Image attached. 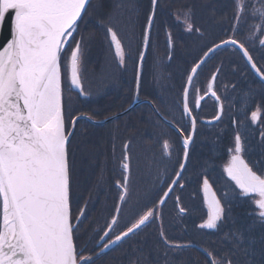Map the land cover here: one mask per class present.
I'll list each match as a JSON object with an SVG mask.
<instances>
[{"label":"snow or ice","instance_id":"snow-or-ice-1","mask_svg":"<svg viewBox=\"0 0 264 264\" xmlns=\"http://www.w3.org/2000/svg\"><path fill=\"white\" fill-rule=\"evenodd\" d=\"M231 3L232 35L194 62L181 86L178 111L182 119H187V125L176 128L182 155L171 175L162 161L153 160L147 167L149 186L139 187L133 179L132 141L123 142L117 158L118 179L113 185L117 201L98 235L96 248L101 252L149 226L159 210L155 206H164L170 194L175 195L174 189L184 188L181 181L187 172L189 150L194 144L198 112L204 100L194 78L211 55L223 47L236 48L264 80V69L257 66L248 47L235 38L247 28L249 42L264 48V0H231ZM157 6L158 0H150V10L141 25L138 57L134 59L131 48L139 23L138 0H0V34L7 29L10 37L0 45V264H96L95 259L85 254L86 248L77 243L87 203H81L77 196L76 156L71 147L77 121H95L91 116L77 115L70 98L68 102L65 100V90L84 98L91 96L84 86L82 66L92 37L85 27L95 20L117 66L123 67L126 58L135 64L138 98ZM184 16L189 32L201 31L194 28L190 10ZM166 35L167 46L171 48V34ZM216 80L217 75H212L206 92L217 104V113L213 120L202 121L205 125L215 126L224 114V105L215 89ZM247 102L244 101V106ZM260 117L261 108L251 112L254 124L264 123ZM229 119L237 124L234 118ZM164 120L171 123L167 116ZM246 140L240 128L235 127L228 149L230 155L221 174L224 188L219 195L207 172L202 174V187L197 193H202L207 213L206 219L198 224L199 229L218 230L228 218L226 205L231 204V199L225 196V188L236 197L253 201L254 214L264 224V164L247 158ZM261 140L264 141V130ZM162 147V155L170 159L172 145L165 140ZM98 179L103 182L102 173ZM176 200L179 203V197ZM178 212L184 214L186 209L179 206ZM127 213H131L132 219L123 230L117 231ZM161 237L170 244L163 232ZM171 247L183 250L185 246L171 243ZM209 264H232V261L220 257L210 259Z\"/></svg>","mask_w":264,"mask_h":264},{"label":"trees","instance_id":"trees-1","mask_svg":"<svg viewBox=\"0 0 264 264\" xmlns=\"http://www.w3.org/2000/svg\"><path fill=\"white\" fill-rule=\"evenodd\" d=\"M163 1V6L161 2L157 10V18L154 22L153 48L150 51L154 52L156 48V51L164 54L163 57H165V61L162 63H165V67L169 70V72L166 71V74L172 75L168 80L172 85L168 88L170 93H165V95L167 99H171V101H173L175 97L177 98L178 95V104H180L181 86L185 83L186 74L193 63L201 59L210 47L217 43H221L224 39L232 35V33L229 32V29L232 27V3L231 0H186L176 3L181 9L187 2H190L194 12L193 21L198 20L197 25L194 24V28H199L201 31L184 33L181 24H175L178 27L175 30H178L181 34L184 33L188 40L186 43L184 40H181L183 43L174 44L173 57L169 63V49L165 43L164 45L162 44V42L165 41L167 30L172 29L167 26V22L172 21L174 23L177 20H183V17L175 13L176 11L174 10L168 11L165 9L167 5L174 6L175 3L166 0ZM139 2L138 0V3ZM209 9H211L210 13ZM149 10L150 1L146 14ZM163 21H167L166 25L162 23ZM250 23H252V21H250ZM97 30L98 27L96 25H91L90 28H86V33L96 32ZM247 30L248 29L245 28L242 31L244 37L249 35ZM243 36L238 35L235 38L240 41ZM201 38L206 39V42H196L193 48L192 44ZM208 39H211V41ZM93 41L94 37L92 36L89 40V46L91 47V53L89 54H91V58L96 56V50L99 44H103L107 48V42L102 30L99 31L95 43H93ZM246 43L248 44V42H245V45L248 47L257 66L264 69V48L260 47L257 43V46L251 49ZM190 47L194 49L195 53L189 55L185 59L182 58L184 57L182 55L187 54V49ZM229 53L232 56L233 54L240 56V61L243 62L248 71L246 73L247 78L252 82H250V80H248L249 82L246 81L241 72L232 73L231 68L239 70L241 64L237 63V65H235L233 62L225 60L222 68L224 71L228 68L226 71L227 74H229V82L232 87L231 90L226 91V96H222L221 98L223 105L226 103L224 107V118L215 126L203 125L197 132L196 139L190 150L187 172L184 180L181 182L185 184L184 189L178 192L177 190L180 188H177V190L174 191L175 195L170 194L169 198L166 200L163 207L164 215L161 227L159 228V225H156L152 228V231H147L146 236L143 232L147 230V228L142 229L138 234L131 237L129 248H126L127 241L122 242L121 244L123 247H121L118 252L111 251L112 254H110V252L104 254L102 256V258L105 256L102 260L104 262L100 264H107V262L108 264H209L210 259H218L220 257H228L231 259L232 264H264V224L260 222L258 215L254 214L256 210L253 201L249 200L247 197H236L230 190L225 188V196L231 199V204L226 205L228 218L218 230H201L198 224L206 219V211L202 206V201L198 198L193 201L187 198L188 195H191L187 190L193 191L199 196L197 189L202 187L201 176L205 172L209 175L210 181L214 182L213 186L214 189L217 190L218 195L220 194V189L224 188V180L221 175L223 167H221V165L225 163V156L220 154V149L225 139L220 137V132L226 130L225 123L228 121L229 117L249 116L258 104L263 109L261 114L264 116V107H262L264 106V84L253 76V73L239 52L234 49L228 48L214 54L196 77L194 82L195 87L199 89L200 93L205 94L211 76L217 73L214 69L216 59L222 54ZM159 59L161 58H158V60ZM182 66L186 68L185 73L183 72L184 74L180 72ZM221 75H223L222 70L218 73L217 82L220 81L219 77ZM119 81L120 80L117 82ZM217 82L216 87L218 90L220 85L217 84ZM175 86L178 87V94L176 93L177 89L174 90ZM251 92H255V94L249 99V94L251 95ZM245 100L248 101L246 106H244ZM118 103L123 104V101L119 99ZM75 105L76 102L73 100L71 107L77 110ZM121 106L117 105V107H113V111L118 108L122 109L123 107ZM242 108L243 110L240 112L239 109ZM103 110L104 112L110 111V114L112 113L107 107H104ZM79 111H81V109H79ZM216 113L217 104L212 99H207L202 103L198 112V117L202 120L212 119ZM151 119L152 111L151 107H148V121ZM174 124L177 127H181L179 124ZM163 132L164 137H172L173 135H171V132L178 135L176 130L166 123H164ZM228 139L231 142V138ZM258 140L259 142L256 147H254L249 140H246L247 158L251 161L264 164V141L261 140V137ZM91 190V188H87V191ZM78 194L79 191L77 188V196ZM179 195H181V198H179V203H177L176 197ZM84 202L87 203V207L90 205L91 213L99 210L98 203L89 201L86 196L84 197ZM179 206H183L186 209L184 214L178 212ZM92 224L89 228L81 227L80 231L77 233V237L79 238L82 236V238L87 239L90 238L91 234L96 235L94 231H92ZM161 232L164 233V237L167 238L170 244L164 242V239L161 237ZM171 243L180 244L185 247L183 250L176 249L171 247ZM199 246H203L204 249H199ZM123 249L126 254H123ZM95 262L97 264L100 261L99 259H95Z\"/></svg>","mask_w":264,"mask_h":264},{"label":"flooded vegetation","instance_id":"flooded-vegetation-1","mask_svg":"<svg viewBox=\"0 0 264 264\" xmlns=\"http://www.w3.org/2000/svg\"><path fill=\"white\" fill-rule=\"evenodd\" d=\"M139 1V23L136 28L135 38L132 40L131 48V55L134 59L138 57L141 25H143L145 21L144 18L150 0H148V3L147 0ZM161 2L163 6L164 1L159 0L158 8ZM165 9L168 11L173 10V6L167 5ZM166 22L167 21H163L162 23L166 25ZM177 23L181 24L183 32L186 33L187 28L184 20H177L174 23L168 21L167 26L175 30L178 28L175 25ZM91 25H96L98 27L96 32L91 33L94 37L93 43H95V39H97V35H99L101 29L95 20H91L85 27V31L86 28H90ZM153 34L154 28L151 33L150 54L146 57L143 66L138 98L136 95L135 84V64L126 58V63L123 67L117 66L108 52V48L103 44L98 45L96 56H93L92 58L91 54H89L91 53V47H88L87 57L82 66L84 86L91 92V96L89 98H84L79 96L76 92H69L72 93V101H70L71 105L73 100L76 102L75 106L77 109V115L84 114L91 116L95 121V123L88 120L77 121L71 147L72 152L76 156V183L79 191V201L84 203V197L86 196L89 201L97 202L99 209L96 212L91 213L90 205L86 207V219L82 227L89 228L93 223L92 231H94L96 235L91 234L90 238L87 239L80 236L77 243L78 246L86 248V255H90L93 259H99L100 262L97 264L104 262L102 261L105 257L102 258L104 254H107L108 252L112 254L111 251L118 252L120 248L123 247L122 244H119L107 252H101L100 249L96 248V245L99 243L98 235L105 228L106 221L109 220L112 215L113 205L117 201V192L113 188V185L116 179H118L117 158L121 155L123 142L128 140L132 141L133 179L139 187L143 188L149 186L148 182L150 177L147 167L153 160L158 162L162 161L166 167H171L169 158L162 155L165 121L162 117L163 115L159 116L156 110L161 114H165L168 120L173 123L179 124L180 126L187 125V119H182L181 113L178 111L180 107V104H178L179 99L175 97L170 105L165 104V90L159 84L158 80L160 77L157 76L158 58H163L164 54L156 51V48L154 52L150 51L153 48ZM86 38H88L87 35ZM128 51L129 50L126 48V53H128ZM106 60H111V62L106 63ZM118 80L120 81L117 82ZM176 93H178V90ZM119 99L123 101V104L118 103ZM117 105H122L121 107L123 108H118L113 111V107H117ZM104 107L109 108L112 113L110 114V111L104 112ZM148 107H151L152 111V119L150 121H148ZM79 109H81V111H79ZM239 110L241 112V109ZM123 112L127 113L124 116H119V114ZM117 116L119 117L113 119ZM199 118L200 117H198L197 132L203 125H205L202 121H210L213 119L202 120ZM232 118L237 121V124L234 125L232 120L228 119L225 123L227 132L223 131L220 133V137L225 139V142L220 149V154L225 156V163L221 165V167L227 163L229 158L230 153L228 152V149L233 142L235 127L240 128L242 136H246L247 140H249L254 147L258 145V139L261 137V131L258 129V122L255 124L252 121L250 122V115H242ZM105 121L107 122L105 123ZM221 121H219L218 124ZM246 121H249V124L246 125ZM171 135H173L172 137L174 138V141L178 143V135L173 132H171ZM228 138H231V142ZM87 145H89V150L92 154L87 157L85 164V159L82 162L80 159L82 156L79 157V153L81 151L82 154V150H85ZM177 151H179V153H176L174 156V167L176 166V161L181 153L180 150ZM101 173L103 174V182H100L98 179ZM151 179L154 180L155 177L153 176ZM157 187H159V185H157ZM87 188H91L92 190L87 191ZM179 190L181 189H178L177 191L179 192ZM187 191L191 193L187 198L191 201L196 200L197 198L200 199L202 201V206L207 213V208L203 202L201 194L197 196L193 191ZM163 215V209L156 213V221L151 223V226L149 225L150 227L147 226V230L143 232L145 236L147 231H152V228L156 225H159V228L161 227ZM131 219V213L125 214L124 219L121 221L120 228L117 229V231L123 230L125 224ZM130 240L131 237L125 240L128 242L126 248L130 247ZM199 249L203 250L204 247L199 246ZM123 254H126L124 249Z\"/></svg>","mask_w":264,"mask_h":264},{"label":"rangeland","instance_id":"rangeland-1","mask_svg":"<svg viewBox=\"0 0 264 264\" xmlns=\"http://www.w3.org/2000/svg\"><path fill=\"white\" fill-rule=\"evenodd\" d=\"M183 19H185V18H183ZM252 22H254V21H252ZM247 33H248V30H247ZM243 38H244L245 42H248V44L247 43L246 44L251 49H253L255 46H257V43H250L249 42L248 36H246V37L243 36ZM208 40L211 41V39H208ZM196 42L204 43V42H206V39L201 38L199 40H196L192 44L193 45V48H194ZM225 60L226 61L229 60V61L233 62L235 65H237V63L241 64V67L240 68L237 67V68H239V70L238 69L235 70V68H231L232 69V73L235 74V73H239V72H236V71H241V73H243V76L245 77L246 81L250 80L249 78H247V74H246L248 72L247 71V68L245 67V65L243 64V62L240 61V56L239 55L237 56V55L233 54V56H232L230 53L229 54H222L221 56H219L216 59V65H215V68H214L216 70V72H217V69H219V71L220 70L223 71V75H221L219 77L220 78V81L217 82V84H219L220 87H218V90H217V87H215L216 91L219 93V95L221 96V98H222V96H226V91L231 90V87H232V85H230L231 83L229 82V74H227V71H226L228 68L225 69L226 72L222 68V65L225 62ZM162 62L163 61L159 59L158 60V63H157V68H158L157 76L160 77L159 80H158V82L162 86V88L167 91L168 88H170L172 86L171 85V82L168 81L170 79L169 77H171L172 75L171 74L170 75L166 74V71L169 72V70L165 67V63H162ZM177 71H179V70H177ZM185 71H186V68L184 66H182L180 72H182V73L184 72L185 73ZM250 82H252V81L250 80ZM251 85H248V86H251ZM254 94H255V92H251V95L249 94V99H251ZM201 95H203V94H201ZM71 96H72V93H69L67 91V89H66L65 90V100H66V102L69 101V98L71 99ZM70 101H72V99ZM257 108H261L260 105L256 106L254 110H256ZM262 111H263V109L261 108V113H262ZM164 139L167 140L172 145L173 155L169 159L170 162H171V164H172V162L174 161V156L176 155V153H179V151H177V150H180V152H181L180 145H179V142L177 143L176 141H174V138H172L171 136L170 137H166ZM82 151H83V153L81 154V151H80L79 157L82 156L80 159H81L82 162L85 159V164H86L87 157H89L92 154L90 152V150H89V145H87V148L85 150H82ZM82 165H83V163H82ZM166 168H167L168 175H171L172 170H173L174 167H166ZM177 197L181 198V195H179Z\"/></svg>","mask_w":264,"mask_h":264},{"label":"bare ground","instance_id":"bare-ground-1","mask_svg":"<svg viewBox=\"0 0 264 264\" xmlns=\"http://www.w3.org/2000/svg\"><path fill=\"white\" fill-rule=\"evenodd\" d=\"M166 1H171L172 3H175V5L173 6V10L174 11H176L175 13H177L178 15H181L183 18H185V16H184V14L186 13V12H188L189 10L191 11V14H192V21H193V14H194V12H193V9H192V7H191V4H190V2H187L186 3V5H184V6H182V8L180 9L179 8V5L178 4H176V3H179L180 1L181 2H183V1H186V0H166ZM178 5V7H177V9H176V6ZM176 9V10H175ZM210 11H211V9H209V13H210ZM193 23L195 24V25H197V23H198V20L197 21H193ZM166 33H170L171 34V38H172V47L171 48H169L168 46H167V39H168V37H167V35H166V37H165V41L164 42H162V44L164 45V43L166 44V46L168 47V49H169V56H171L172 57V55H173V49H174V44L175 43H183L181 40H184L185 41V43L187 42V37L184 35V33H179L178 32V30H167V32ZM243 36V34H240V36ZM246 36H248V35H246ZM152 42H154V40L152 39ZM240 42H243L244 44H245V40H244V38H242L241 40H240ZM246 46V45H245ZM188 50V52H187V54H184V55H182V56H184V57H182V58H187L189 55H192L193 53H195L194 52V49L193 48H189V49H187ZM250 52V51H249ZM251 54V53H250ZM204 56V55H203ZM203 56H202V58H203ZM165 101H166V98H165ZM259 105V104H258ZM260 120L261 121H264V116L263 115H261V117H260ZM250 122H251V120H249ZM249 121H246V125L247 124H249ZM258 129H259V131H262V130H264V123H261V122H259L258 121ZM223 131H226V130H222L221 132H223ZM220 132V133H221ZM227 132V131H226ZM244 132H245V129H244Z\"/></svg>","mask_w":264,"mask_h":264},{"label":"water","instance_id":"water-1","mask_svg":"<svg viewBox=\"0 0 264 264\" xmlns=\"http://www.w3.org/2000/svg\"><path fill=\"white\" fill-rule=\"evenodd\" d=\"M8 38H10L9 37V31L6 29L2 34H0V45H3L4 43H5V41H6V39H8ZM225 48H228V47H223V48H221V49H217V51L216 52H218V51H220V50H222V49H225ZM215 52V53H216ZM214 55V54H213ZM213 55H211V56H213ZM210 59V58H209ZM208 59V60H209ZM245 59V58H244ZM207 60V61H208ZM206 61V62H207ZM245 61H246V59H245ZM206 64V63H205ZM204 64V65H205ZM248 64V63H247ZM204 65H202L201 66V69H202V67L204 66ZM249 66V65H248ZM250 67V66H249ZM201 69H198V71H197V74H198V72L201 70ZM252 70V69H251ZM252 72L254 73V75L264 84V80H262L253 70H252ZM195 79V78H194ZM127 112H124V113H122V114H120L119 116H123V115H125ZM119 116H117V117H115V118H113V119H116V118H118ZM111 120V119H110ZM109 121V120H108ZM107 121H105V123H106ZM216 123V122H215ZM190 148H191V146H190ZM127 238V237H126ZM125 238V239H126ZM124 239V240H125Z\"/></svg>","mask_w":264,"mask_h":264}]
</instances>
